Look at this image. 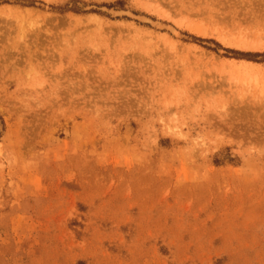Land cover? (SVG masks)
Wrapping results in <instances>:
<instances>
[{
    "label": "rangeland",
    "instance_id": "374dc122",
    "mask_svg": "<svg viewBox=\"0 0 264 264\" xmlns=\"http://www.w3.org/2000/svg\"><path fill=\"white\" fill-rule=\"evenodd\" d=\"M0 264H264V0H0Z\"/></svg>",
    "mask_w": 264,
    "mask_h": 264
}]
</instances>
